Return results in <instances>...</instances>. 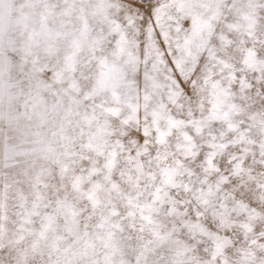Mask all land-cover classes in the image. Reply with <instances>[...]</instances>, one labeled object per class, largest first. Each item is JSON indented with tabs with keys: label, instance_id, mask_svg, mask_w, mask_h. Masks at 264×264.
Instances as JSON below:
<instances>
[{
	"label": "snow or ice",
	"instance_id": "obj_1",
	"mask_svg": "<svg viewBox=\"0 0 264 264\" xmlns=\"http://www.w3.org/2000/svg\"><path fill=\"white\" fill-rule=\"evenodd\" d=\"M0 264H264V0H0Z\"/></svg>",
	"mask_w": 264,
	"mask_h": 264
}]
</instances>
